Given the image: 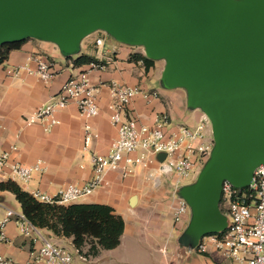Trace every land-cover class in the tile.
I'll use <instances>...</instances> for the list:
<instances>
[{
  "label": "water",
  "instance_id": "water-1",
  "mask_svg": "<svg viewBox=\"0 0 264 264\" xmlns=\"http://www.w3.org/2000/svg\"><path fill=\"white\" fill-rule=\"evenodd\" d=\"M98 30L164 58L163 84L209 119L210 157L181 194L191 234L226 228L223 181L247 186L264 164V0H0V45L36 38L72 56Z\"/></svg>",
  "mask_w": 264,
  "mask_h": 264
},
{
  "label": "crops",
  "instance_id": "crops-1",
  "mask_svg": "<svg viewBox=\"0 0 264 264\" xmlns=\"http://www.w3.org/2000/svg\"><path fill=\"white\" fill-rule=\"evenodd\" d=\"M99 37L104 40L101 45L96 44ZM20 42L21 45L12 49L8 58L0 64V155L8 152L11 162L23 165H32L41 160L46 170L35 172L28 181L8 175L0 181L12 179L30 193L38 189L48 194H55L69 183L85 184L93 175L88 156L82 149L85 124L89 122L95 134L91 145L93 152L107 154L112 141L117 137V129L110 118L111 96L107 83L111 81L158 92L157 97L138 94L134 98L130 114L139 122L153 124L155 116L165 112L170 116L169 128L173 130L178 125L195 128L204 123V137L197 140L195 145L213 142L211 123L205 113L200 108L189 105L187 90L181 87L167 88L163 84L164 68L159 67L156 62L149 68L146 67L140 57L146 53L139 45L106 38L104 34L93 32L81 41V49L77 54L65 56L52 41L27 38ZM83 54L105 64L104 69L93 70L90 74L96 87L99 114L88 120L80 114L77 104L71 102L57 112L60 122L50 130L41 123L28 124V119L37 107L58 93L66 80L87 67L88 63L78 64L76 61ZM34 55H42L54 62L56 75L52 80L44 81L28 72H21L19 75L8 72L10 68L24 63L35 67L36 63L31 59ZM13 146L16 148H12ZM5 173L9 174L8 168ZM169 177L155 168L141 165L132 167L126 176L121 171H109L103 185L77 201L109 204L122 215L125 220L124 233L120 244L113 249H101L98 255H89L88 258L73 245L72 238L57 235L47 228H41L42 233L45 237L47 233L49 237L55 235L66 239L74 251L69 250L84 260L93 261L103 260L105 250H117L126 238L137 240L143 236L153 242L163 238L165 242L161 250L165 251L167 241L175 235V251L170 264H191L194 259L195 264H199L204 260L195 256L199 253L196 244L202 236L197 238L190 233V212L183 220L175 222V203L170 195ZM133 195H136L134 204L131 203ZM7 206L22 210L12 192L0 190V222L5 217ZM5 230L10 240L0 241V252L19 261L29 260L33 249L32 239L22 235L14 221L8 222ZM205 254L212 256L214 252ZM106 261L109 263V258ZM204 264H208L207 261Z\"/></svg>",
  "mask_w": 264,
  "mask_h": 264
},
{
  "label": "built area",
  "instance_id": "built-area-1",
  "mask_svg": "<svg viewBox=\"0 0 264 264\" xmlns=\"http://www.w3.org/2000/svg\"><path fill=\"white\" fill-rule=\"evenodd\" d=\"M103 38L96 39V44H103ZM31 59L36 63L14 66L8 70L12 75L28 72L39 76L44 81L52 80L55 75L54 62L42 55H34ZM102 61H92L78 75L64 82L61 90L32 113L28 124L41 123L50 130L60 120L57 112L69 103L75 102L80 114L91 119L99 114L96 87L91 80L93 70H102ZM111 96V122L117 129V137L112 141L107 154L91 150L95 136L92 125L84 126L83 152L93 172L85 184L69 183L55 194L34 190L33 196L41 202L68 204L77 202L90 195L103 185L109 171H121L126 176L132 167L141 165L155 168L162 175L169 177L170 195L175 203L173 216L176 223L183 220L190 212L187 200L181 194L184 185L193 182V173L202 167L210 157L214 140L211 143L195 145L204 137V123L193 128L171 124L168 113H159L153 124L139 122L130 114V105L138 94L145 97H157V91H146L139 86L111 81L107 83ZM12 148H16L13 146ZM160 152H165L163 161L157 159ZM9 169V174L5 169ZM46 166L41 160L32 165L11 162L8 152L0 155V179L8 175L24 181L31 179L35 172H44ZM220 208L227 216L226 228L204 234L196 244L199 253H207L209 249L223 250L225 255L236 263L264 264V164L256 167L251 182L244 187L234 185L228 180L222 183ZM6 213L0 222V241L10 240L6 233V225L10 221L17 224L19 232L32 239L33 249L30 259L19 261L0 252V264H74V253L66 247L58 246L46 238L42 229L35 225L22 210L5 207Z\"/></svg>",
  "mask_w": 264,
  "mask_h": 264
},
{
  "label": "trees",
  "instance_id": "trees-1",
  "mask_svg": "<svg viewBox=\"0 0 264 264\" xmlns=\"http://www.w3.org/2000/svg\"><path fill=\"white\" fill-rule=\"evenodd\" d=\"M21 43L17 41L0 45V64L8 58L10 51L18 48ZM140 57L147 68L155 64V60L146 55ZM76 61L78 64H84L98 60L83 54ZM0 190L12 192L24 214L35 225L47 228L57 235L72 238L73 245L86 256H96L101 249H113L121 242L125 220L109 204L41 202L12 179L0 181Z\"/></svg>",
  "mask_w": 264,
  "mask_h": 264
},
{
  "label": "rangeland",
  "instance_id": "rangeland-1",
  "mask_svg": "<svg viewBox=\"0 0 264 264\" xmlns=\"http://www.w3.org/2000/svg\"><path fill=\"white\" fill-rule=\"evenodd\" d=\"M95 32H97L98 34H104L106 38H111V39L114 38V36L103 30H98ZM139 48L143 52L145 51V47L143 45H139ZM155 62L161 68H164L166 65V60L164 58L156 59ZM181 88L186 91V88L184 87ZM202 167H199L198 169H196V172L193 173V178H194L193 180L196 179ZM190 214L192 216L191 210H190ZM45 235L52 243L58 246L66 247L74 251L66 239L59 238L55 235L49 237L47 233ZM174 239H175V235L167 241V245L164 251L161 250V247L165 242V239L163 238H159L154 242L151 241L149 238L143 236L138 237L137 240L126 238L123 240V243L117 250L115 251L105 250V253L103 254V258L105 257L104 259L106 260L109 258L110 260L109 263L104 259L101 261H93L92 259L84 260L82 257L78 256L73 252L75 255L74 264H107V263L108 264H170V261L173 258L172 255L175 251ZM211 252H214L212 256H209L208 254L205 253H202V255L199 253L195 255L197 256V258H200V260H204L203 262L200 261L199 264H204V262L206 261L208 264H239L228 258L223 250L209 249L208 253ZM87 257L90 258L89 255ZM195 261L196 260L194 259V261L191 264H195Z\"/></svg>",
  "mask_w": 264,
  "mask_h": 264
}]
</instances>
